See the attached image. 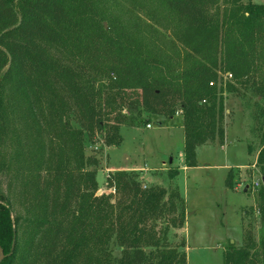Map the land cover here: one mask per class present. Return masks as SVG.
<instances>
[{
  "label": "trees",
  "instance_id": "obj_1",
  "mask_svg": "<svg viewBox=\"0 0 264 264\" xmlns=\"http://www.w3.org/2000/svg\"><path fill=\"white\" fill-rule=\"evenodd\" d=\"M240 1L242 13L219 21L212 12L219 0H162L184 49L168 54L145 46L101 0H0V174L10 172L7 191L0 177V264H77L88 246L100 250V264H188L187 242L169 239L187 218L175 176L168 187H149L136 172L119 171L113 203L92 190L98 182L84 143L102 134L104 143L121 145L120 128L135 126L132 112L173 118L180 111L184 157L197 166V146L224 135V108L213 96L219 75L229 73L257 97L248 105L252 131L263 132L264 162V5ZM99 76L111 89L100 87ZM14 99L24 103L35 135L16 161H25L33 185L25 191L33 200L28 217L14 213L19 172L12 174L15 159L6 155ZM258 201L264 228V188ZM21 225L27 231L20 241ZM111 242L120 257H112ZM222 258L264 264V236L245 231L243 244Z\"/></svg>",
  "mask_w": 264,
  "mask_h": 264
},
{
  "label": "rangeland",
  "instance_id": "obj_2",
  "mask_svg": "<svg viewBox=\"0 0 264 264\" xmlns=\"http://www.w3.org/2000/svg\"><path fill=\"white\" fill-rule=\"evenodd\" d=\"M251 1L264 5V0ZM240 2L219 0L212 12L223 21L224 15L242 13L238 7ZM101 7L116 15L122 24L129 25L133 35L153 52L162 49L168 54L184 51L176 39L177 22L162 6V0H101ZM105 25L108 26L106 22ZM98 84L101 88L111 89L104 77L99 76ZM215 85L213 97L217 106L219 103L223 105L220 122L225 132L214 142L197 146V166L187 167L183 114L180 111L173 118L143 110L129 115L127 111L136 123L133 127L120 128L121 145L104 143L102 134L96 137L97 141L86 138L84 143L89 160L87 169L96 172L98 182L97 187L92 184L95 187L92 190L98 195L108 194L113 203L118 195L119 171L136 172L149 187H168L172 182L170 175L175 176L173 183L177 184L186 201L187 218L184 228L170 231L169 239L174 245L181 244L183 239L187 242L188 264H223V251L232 245L240 247L245 231L251 230L257 240L264 236L258 206V195L264 188V162L259 160L263 132L262 129L252 131L254 121L248 105L257 97L252 96L243 83L226 78V74H220ZM211 101L208 99L207 103L211 104ZM9 112L11 139L6 155L9 161L15 159L10 168L12 174L19 172L14 213L28 217L27 211L33 200L25 191L32 193L33 185L25 161L23 167V162L16 161L21 151L33 148L35 135L24 103L11 100ZM70 120L73 127L79 128L75 114H70ZM9 173L6 170L0 174L5 191ZM228 177L230 186L226 183ZM159 226L163 227V224ZM25 228L21 225L17 229L20 241L26 236ZM110 249L112 257H120L121 248L111 242ZM100 257V250L88 246L76 262L100 264Z\"/></svg>",
  "mask_w": 264,
  "mask_h": 264
},
{
  "label": "water",
  "instance_id": "obj_3",
  "mask_svg": "<svg viewBox=\"0 0 264 264\" xmlns=\"http://www.w3.org/2000/svg\"><path fill=\"white\" fill-rule=\"evenodd\" d=\"M263 185H264V178H263ZM14 245H15V239L13 240L12 243V247L14 249ZM6 254H5V250L4 248L0 245V262L5 258Z\"/></svg>",
  "mask_w": 264,
  "mask_h": 264
},
{
  "label": "built area",
  "instance_id": "obj_4",
  "mask_svg": "<svg viewBox=\"0 0 264 264\" xmlns=\"http://www.w3.org/2000/svg\"><path fill=\"white\" fill-rule=\"evenodd\" d=\"M226 78H232V75L231 74H226ZM211 85H213V83H211ZM149 127H151V125H149Z\"/></svg>",
  "mask_w": 264,
  "mask_h": 264
},
{
  "label": "crops",
  "instance_id": "obj_5",
  "mask_svg": "<svg viewBox=\"0 0 264 264\" xmlns=\"http://www.w3.org/2000/svg\"><path fill=\"white\" fill-rule=\"evenodd\" d=\"M188 167V166H187ZM144 177V176H143ZM177 185V184H176Z\"/></svg>",
  "mask_w": 264,
  "mask_h": 264
}]
</instances>
